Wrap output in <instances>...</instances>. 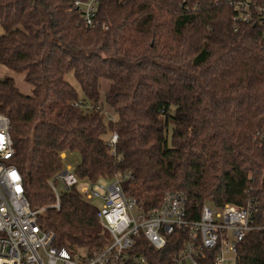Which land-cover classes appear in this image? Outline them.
<instances>
[{"label": "trees", "instance_id": "1", "mask_svg": "<svg viewBox=\"0 0 264 264\" xmlns=\"http://www.w3.org/2000/svg\"><path fill=\"white\" fill-rule=\"evenodd\" d=\"M238 1L98 0L87 27L73 0H0V65L31 87L23 94L0 78L11 163L56 248L94 255L108 243L76 186L52 207L47 183L70 154L80 183L119 176L144 209L167 192L183 194L195 217L205 204L255 200L264 224V27L234 22ZM182 241L175 232L156 251L140 236L131 252L175 264ZM199 264H213L212 253ZM236 264H264V230L245 236Z\"/></svg>", "mask_w": 264, "mask_h": 264}, {"label": "built area", "instance_id": "2", "mask_svg": "<svg viewBox=\"0 0 264 264\" xmlns=\"http://www.w3.org/2000/svg\"><path fill=\"white\" fill-rule=\"evenodd\" d=\"M73 5L85 25L93 27L98 0H73ZM233 10L234 22H254L264 27V7L257 6L253 0L233 3ZM10 131L9 119L0 114V264H146L144 256L131 252L136 239L142 236L159 251L175 232L184 237L173 259L175 264H199L209 253L213 264H236L237 250L245 236L264 230V224L256 221L259 204L255 200L243 206L221 208L205 204L195 217L188 211L183 194L167 192L160 206L144 209L124 194L123 179L119 176L111 182L80 183L72 168L66 166L47 183L53 194L52 207L58 209L61 194L76 186L85 201L102 204L97 207L96 216L108 235V243L94 255L58 249L53 245L54 235L42 230L38 223L41 210H31L25 198L22 177L11 163L14 148ZM115 141L114 135L111 145ZM80 184L87 186L78 188Z\"/></svg>", "mask_w": 264, "mask_h": 264}, {"label": "rangeland", "instance_id": "3", "mask_svg": "<svg viewBox=\"0 0 264 264\" xmlns=\"http://www.w3.org/2000/svg\"><path fill=\"white\" fill-rule=\"evenodd\" d=\"M3 77H11L14 80L15 86L17 87V89L23 93V94H30V92L28 90L31 89V87L25 83L23 81V76L20 74H15L14 72L4 68L3 66L0 65V78ZM67 80L71 83V85H73L77 90L78 86L76 85L72 74H67L66 75ZM110 82L108 81H101V88L99 90V94H100V103H103L104 101V94L106 93L108 87H109ZM105 109V113L107 115H111L110 111L111 109L107 106H104ZM63 157H65V155H63ZM79 161V156L77 154H70L67 156L66 160H65V164H64V170L66 169V166H69L70 168H73ZM83 186H87L86 184L83 185H78V188H81ZM58 190L61 191L62 187L60 184H58ZM89 203H91L92 205H94L95 207H101V203L98 201H90Z\"/></svg>", "mask_w": 264, "mask_h": 264}, {"label": "crops", "instance_id": "4", "mask_svg": "<svg viewBox=\"0 0 264 264\" xmlns=\"http://www.w3.org/2000/svg\"><path fill=\"white\" fill-rule=\"evenodd\" d=\"M31 90V89H30ZM30 90H28L30 92Z\"/></svg>", "mask_w": 264, "mask_h": 264}]
</instances>
